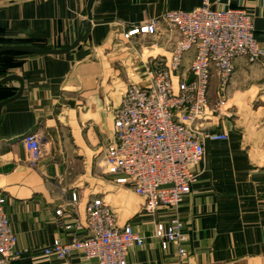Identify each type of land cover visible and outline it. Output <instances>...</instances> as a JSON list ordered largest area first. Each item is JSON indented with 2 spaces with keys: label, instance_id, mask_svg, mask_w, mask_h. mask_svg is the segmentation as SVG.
<instances>
[{
  "label": "crops",
  "instance_id": "0c3cea01",
  "mask_svg": "<svg viewBox=\"0 0 264 264\" xmlns=\"http://www.w3.org/2000/svg\"><path fill=\"white\" fill-rule=\"evenodd\" d=\"M209 1L216 8L249 13L264 50V0ZM88 5L89 0H0V47L68 48L82 32ZM199 6L200 0H94L89 33L71 53L0 54V69L8 67L0 71V81L14 76L23 85L21 97L5 105L0 117V193L16 249L28 251L11 264H95L79 254L60 261L42 253L55 240L65 244L85 235L83 208L93 197L113 209L118 227L127 225L146 238L128 251L127 264H264V57L255 64L243 58L234 63L225 112L211 123V130L226 133L228 140L205 143L197 180L178 209L188 238L185 257L173 246L163 251L151 238L156 221L168 223L170 210L147 215L129 189L116 186L103 172L92 174L104 170L102 150L112 136V111L125 87L146 84L148 57L168 55L178 37L173 33L169 42L150 48L149 39L132 45L120 34L165 11ZM19 88V81L0 86V103ZM215 90L214 80L212 99ZM28 133L47 141L48 155L35 170L23 162L20 139Z\"/></svg>",
  "mask_w": 264,
  "mask_h": 264
},
{
  "label": "built area",
  "instance_id": "2783aa9c",
  "mask_svg": "<svg viewBox=\"0 0 264 264\" xmlns=\"http://www.w3.org/2000/svg\"><path fill=\"white\" fill-rule=\"evenodd\" d=\"M122 33L125 43L149 39L150 48L169 42L173 33L178 37L168 55L148 57L146 84L132 82L122 92L112 111V136L102 150L104 174L141 199V210L147 215L171 211L168 223L156 221L151 238L163 251L175 247L183 258L188 238L178 216L179 206L197 180L205 143L228 140L226 133L211 130L213 115L225 105V89L236 59L259 63L264 50L254 37L249 13L216 8L209 0H200V6L190 11H165ZM21 138L29 162L35 166L43 158L42 137L28 133ZM71 202L78 205L75 194ZM5 203L0 193V264H11L28 251L16 249ZM61 213L56 211L57 216ZM83 213L85 235L65 244L53 241L43 249L45 257L63 261L79 254L95 264H127L128 251L144 244L146 238L131 227H118L113 209L101 198L87 200Z\"/></svg>",
  "mask_w": 264,
  "mask_h": 264
},
{
  "label": "water",
  "instance_id": "95a60500",
  "mask_svg": "<svg viewBox=\"0 0 264 264\" xmlns=\"http://www.w3.org/2000/svg\"><path fill=\"white\" fill-rule=\"evenodd\" d=\"M94 0H89V5L87 7V13H88V19L87 21L83 22L82 24V32L78 36L77 40L68 48L65 49H47V48H41L36 46H30V45H17V46H8V47H0V54L4 53H15V54H22V55H28V56H64L69 53H71L74 49H76L81 43H83L86 39V36L89 33L90 26H89V15H90V9L92 6V3ZM9 81H19L20 88L17 92V94L7 100H4L0 103V117L2 109L5 105L14 102L15 100L19 99L23 92V85L20 80H18L14 76L6 77L0 81V86L6 84Z\"/></svg>",
  "mask_w": 264,
  "mask_h": 264
},
{
  "label": "rangeland",
  "instance_id": "374dc122",
  "mask_svg": "<svg viewBox=\"0 0 264 264\" xmlns=\"http://www.w3.org/2000/svg\"><path fill=\"white\" fill-rule=\"evenodd\" d=\"M129 30V29H128ZM127 31V30H126ZM124 33H125V31H124ZM123 34V33H122ZM139 42V40L138 41H133V43H132V45H134L135 43H138ZM61 42L59 41V42H54V43H52V44H46V43H41L40 45H42V46H49V45H52V46H55V45H58V44H60ZM128 44H130V43H128ZM113 45V44H112ZM117 45V44H116ZM123 47V46H122ZM96 60L95 61H97V60H99V59H97V58H95ZM94 61V62H95ZM3 68H5V69H0V71H3V70H6L8 67H3ZM2 96V94L0 93V97ZM224 109V107H222L221 108V112L222 111H224L225 112V109ZM220 112V113H221ZM218 113H215L214 115H213V119H212V121L214 122V119H215V117H216V115H217ZM212 122V123H213ZM46 139H42V141H41V151H42V154H43V158H45L48 154H47V149H48V147H47V145H46ZM42 158V159H43ZM41 159V160H42ZM40 160V161H41ZM39 161V162H40ZM23 162H24V164L29 168V169H31V170H35L36 168H37V165L39 164H36L35 166L34 165H32L30 162H29V160H28V157H27V155H26V153L24 154V160H23ZM2 166V161H0V167ZM93 173L92 174H94L95 176H99V174L101 175V173L103 172L104 173V170L103 171H100V169L98 170V169H95L94 171H92ZM108 176V175H107ZM104 178L106 177V176H103ZM132 199V198H131Z\"/></svg>",
  "mask_w": 264,
  "mask_h": 264
},
{
  "label": "bare ground",
  "instance_id": "6f19581e",
  "mask_svg": "<svg viewBox=\"0 0 264 264\" xmlns=\"http://www.w3.org/2000/svg\"><path fill=\"white\" fill-rule=\"evenodd\" d=\"M32 135H34V138H37L38 136H40L39 134H33V133H31ZM20 143L22 144L23 142H22V138L20 139Z\"/></svg>",
  "mask_w": 264,
  "mask_h": 264
},
{
  "label": "trees",
  "instance_id": "16d2710c",
  "mask_svg": "<svg viewBox=\"0 0 264 264\" xmlns=\"http://www.w3.org/2000/svg\"><path fill=\"white\" fill-rule=\"evenodd\" d=\"M13 54H15V53H13Z\"/></svg>",
  "mask_w": 264,
  "mask_h": 264
}]
</instances>
